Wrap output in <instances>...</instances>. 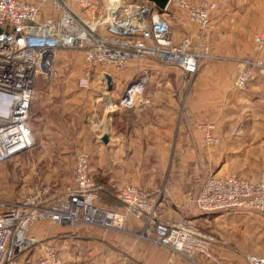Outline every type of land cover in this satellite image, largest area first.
<instances>
[{"label": "built area", "instance_id": "1", "mask_svg": "<svg viewBox=\"0 0 264 264\" xmlns=\"http://www.w3.org/2000/svg\"><path fill=\"white\" fill-rule=\"evenodd\" d=\"M170 4L181 9L195 27L194 33L178 44L173 43L170 22L152 3L106 0L103 14L98 15L89 0H0V163L34 145L29 119L34 86L38 78L51 77L54 56L60 47L80 48L83 52L86 71L78 79L80 89H89L94 68L122 70L129 62L141 59L173 65L194 76L200 63L211 58L205 38L212 27L216 4L169 0ZM47 6L58 15L42 17ZM263 46L264 34L256 36L255 50ZM257 74L264 76L262 61L244 59L233 88L245 91ZM103 76L107 80L109 75ZM148 76V72L141 71L126 86L118 103L121 108L134 106L145 90ZM114 107L117 109V105ZM242 128L240 123L229 134L237 136ZM200 129L207 145L218 144L214 124H204ZM72 178L74 187L62 197H53L51 187L40 186L0 212V264H21L22 258L35 252L37 264H63L52 244L29 235L31 226L39 221L60 226L82 222L106 230L118 227L123 217L97 205L101 186L93 179L87 154L77 156ZM117 199L128 213L152 228L153 241L158 245L189 260L201 256L216 262L214 237L187 220L160 221L148 191L124 182ZM194 203L206 214L231 210L264 214V170L255 182L236 174L210 175ZM247 261L264 264V258L257 256H248Z\"/></svg>", "mask_w": 264, "mask_h": 264}, {"label": "crops", "instance_id": "2", "mask_svg": "<svg viewBox=\"0 0 264 264\" xmlns=\"http://www.w3.org/2000/svg\"><path fill=\"white\" fill-rule=\"evenodd\" d=\"M204 1L216 4L211 15L212 27L205 38L211 58L200 63L189 83L186 113L181 112L180 99L174 92L168 91L174 89L177 83L163 80L162 76L155 78L154 73H158V76L163 71L155 65H143L142 71L149 72L150 77L134 106L130 109L118 107L112 116L105 118L108 120L107 126L104 117H97V114L83 117V121L89 119L90 124L84 122L81 129L89 136L93 147L92 164L90 162L93 179L106 190L114 193L119 191L124 181L131 182L151 194L162 222H178L186 218L202 232L212 233L208 231L209 227L214 225L213 229L219 231L216 224L228 220L232 224L237 223L234 225L236 227L229 226L234 231L231 233L239 230L242 237L246 238L245 230L239 229L238 224L243 223L242 214L253 211L231 210L198 215L193 201L203 184V181L197 179L200 169L203 170H200V177L212 175L215 169L218 170L215 175L225 177L231 174L233 154L237 152L235 146L238 144H231L227 136L235 120L241 117L246 108L245 92L252 83L264 79L263 75L257 74L245 91H237L233 88L237 75L233 60L255 58L264 64V46L255 50L253 44L256 36L264 34V1ZM172 5L162 13L170 22L173 43L178 44L185 36L193 34L195 27L184 23L182 12ZM57 15L48 6L42 12L44 18ZM175 68L182 75L189 76ZM135 76L132 80L137 78ZM53 84L49 82L45 87L51 88ZM152 89L154 91L151 92ZM45 93L48 96L44 93L39 95L40 99L34 109L37 117L30 123L33 125L31 130L34 141L39 134L48 137L49 131L46 130L51 125L48 114L61 111L55 109L60 105L58 100L70 101L66 98H53V93L49 91ZM117 99L119 103L120 97ZM43 119L45 122H42ZM37 123H41L45 129L40 126L39 132ZM204 124H214V135L220 141L214 149H210L204 140L200 129ZM106 134L108 142L104 144L101 138ZM55 135L60 136L58 133ZM84 138L83 142H86ZM85 152L88 153L87 150ZM260 163H264V159ZM166 167L176 172L168 180ZM261 171L247 175L246 179L257 181ZM73 187L74 183L68 189ZM116 209L123 214V226L116 230L77 222L73 226L59 225L50 232L38 224L29 230V235L49 237L58 254L60 252L63 264H248L239 255L243 253L229 250L231 247L227 242H221L215 235L213 253L216 262L201 256L189 260L143 236V220L135 218L123 208ZM32 254L22 258L21 264H37V260L31 262ZM247 256L264 258L255 254Z\"/></svg>", "mask_w": 264, "mask_h": 264}, {"label": "rangeland", "instance_id": "3", "mask_svg": "<svg viewBox=\"0 0 264 264\" xmlns=\"http://www.w3.org/2000/svg\"><path fill=\"white\" fill-rule=\"evenodd\" d=\"M89 1L93 4L96 13L98 15H102L106 7V0ZM124 1L126 3H131L138 0ZM187 1L196 4L204 0ZM233 1L241 2L239 0ZM175 8L182 12L184 17L183 22L191 24L184 12L176 6ZM244 59L242 58L240 61H237V59L235 58L233 60L236 70L235 74H237L240 68L241 61ZM54 60L55 62L53 63L51 77H40L37 80V82H39L41 86L45 88L42 90L41 95L44 93V95L48 96V93L45 92L49 91L53 93V98H66L70 101H68L67 103V101L58 100L57 103H59L60 105L55 107V109L58 108V110L61 109V111H52L50 114H48V119L50 121L49 123L51 124L50 126L46 125L48 127L46 131H49L48 137L39 134V137H36L34 145L29 150L20 155H17L16 157H13L10 160L0 163V212L12 206L16 202L21 201L24 197L29 196L40 186L51 187L53 197H62L65 195L68 187L73 184L72 171L75 166L77 156L87 150L88 153L85 152V154L90 157V162L92 164L91 155L93 154V147H91L92 145L90 144L91 140L89 136L85 135L84 131H82L81 129V126H83L84 122H89L90 124V120L88 119L87 121H83V117L89 118L92 117L93 114H97V117L101 116L104 117L103 119H105L109 116H112L113 113L117 111L115 110L116 108L114 107V105H117V108L120 107L117 102V98L122 95V93L126 89V86L130 84V82H133V75L136 74L135 77H138L141 74L143 65H155V67L163 71L158 76V73H154L153 76L155 78H159L160 76H162L163 80H171L172 82L177 83L174 89H168V91L174 92L175 96L180 99L182 106L181 112L182 114L186 113V103L190 90L189 83L191 82L193 76L182 75L174 66H166L163 65V63L157 61L154 62L148 59H141L136 62H129L122 70L97 67L94 68V73L90 78L89 89L85 90L78 88L77 85L78 79L86 71V63L84 60L83 52L80 48L60 50L55 55ZM103 74H107L111 77L110 85L108 81L105 80L106 77L103 76ZM128 80L130 82L126 84ZM49 82H54V86H52L51 88H46L45 86ZM152 91H154V89H152L151 92ZM155 92L157 93V90ZM39 99L40 96L38 98V101ZM245 99L246 108L244 112L241 113V117L235 120V122L233 123L234 127L232 126L230 129L231 131L232 128H235L238 124L241 123L243 125L242 131L237 136H231L230 134L227 136V140L231 144H238L237 146H235L237 149V152L234 153L235 157L233 154L234 162L231 163V174H236L239 176L244 175V177L241 176L244 179L248 178L247 175L254 172H260L264 168V163H260V161L264 159L263 78L250 85L247 92H245ZM84 107L86 108V110H83ZM89 109L92 110L89 112ZM42 122H45L44 119L42 120ZM104 122L107 126L108 120L105 119ZM37 124L39 125L38 131L40 132V128H44V126L41 123ZM38 125L36 127H38ZM31 128H33V125L31 126ZM55 133H58L60 136H56ZM84 137H86V142H83V140L85 139ZM219 143L220 141L215 146H208L210 149H214L219 145ZM166 169L167 180L170 179L171 175H176V172H173L172 168L168 169V167H166ZM200 170L203 171L202 169ZM200 170L199 175L201 176ZM217 172L218 170L215 169V173H213L212 175H215ZM200 176L197 179L201 180V182H204L207 177H209ZM117 194L118 191L114 192L113 196L117 198ZM98 200V206L109 208V205H104L101 201L99 202ZM118 206L119 207L116 208H123V210H126L125 206H122L119 202ZM111 208L123 217L122 212L118 211V209L116 208ZM195 212L198 215L206 214L199 211L198 209ZM263 215L264 214H257L254 212L241 215L243 226L241 224H238V226L239 229L245 230L247 239L245 237H242L239 230L237 233H231L234 231L232 228H229V226L236 227L234 225H236L237 223L232 224V222L230 223L228 220L220 221L221 219H218L220 223L216 224V228H218L219 231L213 229L214 225H212L208 228V231L212 232L213 234H208H211L212 236L215 235L217 238H219V240L221 239V242H227L228 246H230L231 248L229 249L228 247H225V249L227 248L232 251L235 250L238 254L239 252L243 253L239 255L243 259H246V261L248 258L247 255L249 254L264 256ZM181 220L189 221L186 218H183ZM38 224H42V227H44V229L46 228L50 232L52 230H55L54 228L59 227V225L53 224L49 221H39V223L37 222L32 225L31 228ZM118 224V227L114 230L119 229L123 226V219ZM143 228V236L153 241L152 228L148 225H145L144 221ZM234 234H236V236H233ZM32 236L35 237L39 242H47L51 244V242L49 241V237L47 239L45 238V235ZM245 239L247 242L245 241ZM214 256L216 259L215 254ZM30 257H32L31 262L35 263L38 257L37 252L32 254Z\"/></svg>", "mask_w": 264, "mask_h": 264}, {"label": "trees", "instance_id": "4", "mask_svg": "<svg viewBox=\"0 0 264 264\" xmlns=\"http://www.w3.org/2000/svg\"><path fill=\"white\" fill-rule=\"evenodd\" d=\"M136 2H138V3H146V4H148V5H151V3L150 2H148L147 0H138V1H136ZM155 9H157L156 7H155ZM158 11H161V10H159V9H157ZM71 48H63V47H60V48H58L57 50H56V53H55V55L57 54V52H59L60 50H70ZM54 58H55V56H54ZM55 62V60L53 61V63ZM43 89H45V88H43L42 86H41V84L39 83V82H37L36 81V83H35V86H34V96H33V99H32V102H31V107H30V123H32V119L34 120L36 117H37V115L35 114V112H34V109H35V107H36V104H37V102H38V100L36 99V98H39V95L41 94V92H42V90ZM33 111V112H32ZM26 152V151H25ZM24 153V152H23ZM96 183V182H95ZM97 184V183H96ZM97 185H99V186H101L100 184H97ZM98 198H99V202L101 201L104 205L106 204V205H109V208H107V209H111V210H113L111 207H113V208H116V207H119L118 206V202L122 205V206H124V204L123 203H121L117 198H115L114 196H113V193L112 192H110V191H108V190H106V189H104L103 187L99 190V192H98ZM117 200V201H116ZM105 208V207H104Z\"/></svg>", "mask_w": 264, "mask_h": 264}, {"label": "water", "instance_id": "5", "mask_svg": "<svg viewBox=\"0 0 264 264\" xmlns=\"http://www.w3.org/2000/svg\"><path fill=\"white\" fill-rule=\"evenodd\" d=\"M147 1L152 3L157 9H159L161 11H164L169 4V0H147ZM107 81L110 85V83H111V77L110 76L107 77ZM132 83L133 82H130L129 85H131ZM101 141L104 144H106L108 142V135L106 134V135L102 136Z\"/></svg>", "mask_w": 264, "mask_h": 264}]
</instances>
